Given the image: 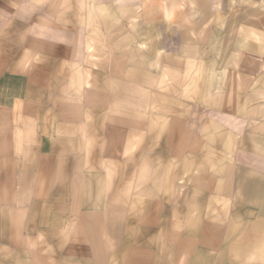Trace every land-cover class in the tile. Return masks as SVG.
<instances>
[{
  "label": "crops",
  "instance_id": "0c3cea01",
  "mask_svg": "<svg viewBox=\"0 0 264 264\" xmlns=\"http://www.w3.org/2000/svg\"><path fill=\"white\" fill-rule=\"evenodd\" d=\"M43 1L51 4L38 12ZM53 1L64 8L57 16L66 18L61 27L53 26ZM73 1L78 19L84 16V0H0V264H231L225 244L234 237L241 261L248 252L242 244L249 235L246 209H264L261 199L253 206L244 199L229 203L227 208L236 210V232L223 229L232 221L225 224L222 216L210 219L201 211L218 208L214 194L244 193L254 177L234 165L240 154L230 155L226 148L239 141L236 117L227 115L226 121L222 114L210 122L208 128L216 132L206 143L220 147L194 170L190 167L185 193L205 195L197 196L189 211L171 207L172 195L182 189L169 185L176 177L160 170V164L148 170L147 156H131L139 129H154L144 125L145 105L109 104L120 96L118 89L109 84L102 92L99 85H86L84 33L70 38L64 31ZM172 12L186 17L189 11ZM74 67L76 73L70 71ZM149 77L129 79V94L148 96L160 80ZM234 84L218 92L215 85L199 86L200 95L190 87L185 95L221 97V106L236 105L246 89L244 80ZM156 91L160 95V87ZM183 140L179 146L200 143ZM134 161L140 163L135 173Z\"/></svg>",
  "mask_w": 264,
  "mask_h": 264
},
{
  "label": "rangeland",
  "instance_id": "374dc122",
  "mask_svg": "<svg viewBox=\"0 0 264 264\" xmlns=\"http://www.w3.org/2000/svg\"><path fill=\"white\" fill-rule=\"evenodd\" d=\"M49 4L43 1L38 12L43 11L45 5L48 10ZM83 4L84 16L77 19L78 7L74 1L71 3L69 27L66 25L68 30L64 31L70 38L77 32L84 33L86 85H99L102 92L109 90L110 85L118 89L120 96L110 99L109 104L112 101L118 106L145 105L143 109L148 111L145 116L148 122L144 125L149 123L154 129L149 127L142 132L139 129L138 135H134L131 156L134 159L147 156L149 161L143 164H148V170H155L160 164V170L176 177L169 185L176 184L182 189L172 195L171 207L189 211L198 200L197 196L205 195L185 193L190 186V169L194 170L203 162L202 157L220 147L211 149L206 143L208 136L216 132L208 128L210 122H218L222 114L226 118L227 115L236 117L234 122L241 127L240 133L235 131L239 141L226 148L230 155L240 154L241 161L234 165L243 166L254 177L249 178L251 183L244 193L214 194V206L218 208L201 210L207 218L222 216L225 224L232 221L223 229L236 232V210L227 208L233 199H244L246 206L259 205L261 199L264 205V0H84ZM52 5L55 10L53 26L61 27V22L66 21L65 16L57 18L59 11L64 9L62 2L53 1ZM172 9L189 12L186 17H176L178 12L173 14ZM12 52H6L7 56H12ZM113 59L117 61L113 63ZM93 70L95 78L91 77ZM70 71L76 73V67ZM142 74L149 75V79L153 74L152 78L160 80L153 82L155 85L150 88L149 95L141 98L131 93L132 90L129 94L131 88L127 81ZM243 80L245 95L236 99V105L221 106V97L197 96L203 93L198 90L199 86L209 89L215 85L218 92V89L231 88L237 82L241 85ZM158 87L160 95L156 91ZM190 87L196 89L195 97L185 95V89ZM235 107L239 112L232 109ZM141 136L144 142H141ZM172 136L175 137L173 145L169 140ZM157 138H160L159 145ZM187 138H195L201 144L179 146ZM175 151L176 156L173 155ZM158 152L160 163L156 162ZM139 167V162H132L133 173ZM225 178L221 182L227 185ZM219 207H223L222 210ZM246 212L245 233L249 232V235L242 244L243 250L248 252L243 261H239L242 249L237 248L234 237L225 244L230 251L228 261L231 264L234 259L236 264H264V209H246ZM22 260L28 261L27 258Z\"/></svg>",
  "mask_w": 264,
  "mask_h": 264
}]
</instances>
